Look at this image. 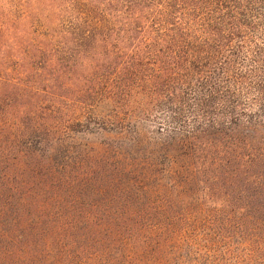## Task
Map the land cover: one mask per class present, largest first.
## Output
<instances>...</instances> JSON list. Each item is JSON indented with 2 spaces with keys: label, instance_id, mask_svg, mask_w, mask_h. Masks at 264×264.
Returning a JSON list of instances; mask_svg holds the SVG:
<instances>
[{
  "label": "trees",
  "instance_id": "trees-1",
  "mask_svg": "<svg viewBox=\"0 0 264 264\" xmlns=\"http://www.w3.org/2000/svg\"><path fill=\"white\" fill-rule=\"evenodd\" d=\"M258 255L264 0H0V264Z\"/></svg>",
  "mask_w": 264,
  "mask_h": 264
},
{
  "label": "rangeland",
  "instance_id": "rangeland-1",
  "mask_svg": "<svg viewBox=\"0 0 264 264\" xmlns=\"http://www.w3.org/2000/svg\"><path fill=\"white\" fill-rule=\"evenodd\" d=\"M75 136V140L85 144H89L93 147H99L102 142H114L116 139L115 131H101L98 133H88L82 128L80 131H75L72 133ZM117 142V141H116ZM171 169V164L166 166V169L163 171L161 178L154 182L152 188L156 187V191L160 190L162 193L168 194L175 201L188 203L195 201L196 196L194 190L183 189L181 185L173 182V179L169 178V171ZM154 191V190H153ZM219 264H264L263 256L258 255L253 260L250 258H239L238 260L217 262Z\"/></svg>",
  "mask_w": 264,
  "mask_h": 264
}]
</instances>
